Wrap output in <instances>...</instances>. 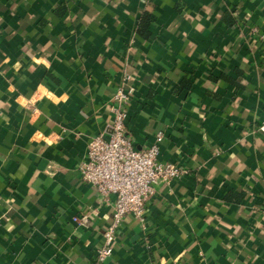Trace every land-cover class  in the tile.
I'll return each instance as SVG.
<instances>
[{"label": "crops", "instance_id": "0c3cea01", "mask_svg": "<svg viewBox=\"0 0 264 264\" xmlns=\"http://www.w3.org/2000/svg\"><path fill=\"white\" fill-rule=\"evenodd\" d=\"M263 34L264 0H0V264H264ZM123 83L186 172L99 261L115 199L80 166Z\"/></svg>", "mask_w": 264, "mask_h": 264}, {"label": "built area", "instance_id": "2783aa9c", "mask_svg": "<svg viewBox=\"0 0 264 264\" xmlns=\"http://www.w3.org/2000/svg\"><path fill=\"white\" fill-rule=\"evenodd\" d=\"M133 93V87L125 83L117 88L112 105L113 121L102 134L89 141L87 159L80 166L84 182L96 187L102 197L115 199L112 220L104 232L103 245L97 250L99 261L113 254L117 232L128 215L144 220L146 203L155 186L186 172L174 163L159 160L162 134L154 144L141 149L126 134L128 105ZM259 129L264 131V121Z\"/></svg>", "mask_w": 264, "mask_h": 264}, {"label": "trees", "instance_id": "16d2710c", "mask_svg": "<svg viewBox=\"0 0 264 264\" xmlns=\"http://www.w3.org/2000/svg\"><path fill=\"white\" fill-rule=\"evenodd\" d=\"M146 20H147V19H146ZM146 20H144V21L146 22ZM145 22H144V23H145ZM146 25H147V23H146Z\"/></svg>", "mask_w": 264, "mask_h": 264}]
</instances>
